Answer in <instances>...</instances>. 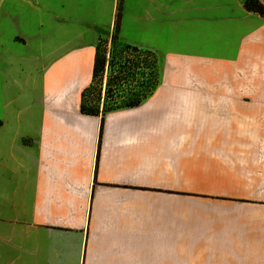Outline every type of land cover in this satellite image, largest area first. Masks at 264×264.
<instances>
[{"label":"crops","instance_id":"crops-1","mask_svg":"<svg viewBox=\"0 0 264 264\" xmlns=\"http://www.w3.org/2000/svg\"><path fill=\"white\" fill-rule=\"evenodd\" d=\"M117 2L0 0V264H264V16L121 0L159 84L99 144L81 94Z\"/></svg>","mask_w":264,"mask_h":264},{"label":"trees","instance_id":"trees-1","mask_svg":"<svg viewBox=\"0 0 264 264\" xmlns=\"http://www.w3.org/2000/svg\"><path fill=\"white\" fill-rule=\"evenodd\" d=\"M243 2L248 10L264 16V5L258 0H243ZM120 16L121 0H118L109 56L106 57L105 50L101 48L103 39L100 37L96 44L91 81L81 94V112L87 115L100 116L99 144L105 114L112 110L140 105L154 93L159 84V65L156 54L151 50L141 49L120 41ZM106 68L109 74L105 83L104 95H101L95 87H100L102 75ZM138 74L141 79L140 83L136 81ZM134 82L135 85L132 84ZM99 144L95 159V172Z\"/></svg>","mask_w":264,"mask_h":264},{"label":"rangeland","instance_id":"rangeland-1","mask_svg":"<svg viewBox=\"0 0 264 264\" xmlns=\"http://www.w3.org/2000/svg\"><path fill=\"white\" fill-rule=\"evenodd\" d=\"M102 39H103V42L101 44V48L105 50V55H106V57H108L109 56V51H110V48H111V36L110 37H102ZM121 42H123V41H121ZM115 50H118V49L115 48ZM139 72H140V70H139ZM108 74H109V71L106 68L105 72L102 75V82H101L100 87L99 86L95 87L97 91H100L101 95H104L105 83H106V79L108 77ZM136 81H139L138 83H140V81H141L139 74L136 76ZM132 84L135 85V82L132 83ZM117 93L120 94V92H117Z\"/></svg>","mask_w":264,"mask_h":264}]
</instances>
